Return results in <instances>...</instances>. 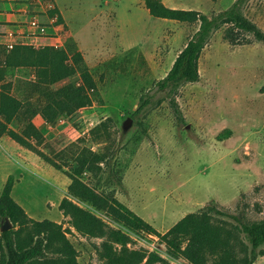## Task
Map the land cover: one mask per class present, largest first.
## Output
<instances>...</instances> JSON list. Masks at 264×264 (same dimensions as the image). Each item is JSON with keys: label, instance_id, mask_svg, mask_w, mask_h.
I'll list each match as a JSON object with an SVG mask.
<instances>
[{"label": "rangeland", "instance_id": "374dc122", "mask_svg": "<svg viewBox=\"0 0 264 264\" xmlns=\"http://www.w3.org/2000/svg\"><path fill=\"white\" fill-rule=\"evenodd\" d=\"M233 1L162 0L169 8L209 16ZM51 5L60 12L63 26L50 17ZM6 12L20 17L2 21ZM243 12L264 31V0H247ZM0 24L14 26V45L64 48V38L70 35L96 82L90 106L60 114L62 123L46 122L40 115L34 118L52 143L48 152L61 169L7 135L2 136L5 152L0 150V187L12 175L13 199L20 204L22 198L20 205L34 220L61 224L78 264H100L96 249L104 239L78 233L58 208L68 195L67 172L73 165L66 149L80 146L102 152L105 144L90 133L101 122L111 127L113 155L100 164L97 174L86 172L83 179L97 192L112 194L160 233L210 204L246 222L264 220V42L238 32L232 43L224 37L226 27L217 30L200 54L199 80L180 86L173 103L157 82L198 23L154 18L143 0H0ZM4 29L1 61L11 50ZM17 78L34 80V70H6L5 82ZM143 97H150L151 103L134 115ZM128 118L131 125L124 131ZM24 126L17 118L9 124L19 133ZM96 214L127 233L131 249L156 252L164 264H190L169 256L158 236L131 231L105 213ZM258 251L253 264H264V244Z\"/></svg>", "mask_w": 264, "mask_h": 264}, {"label": "trees", "instance_id": "16d2710c", "mask_svg": "<svg viewBox=\"0 0 264 264\" xmlns=\"http://www.w3.org/2000/svg\"><path fill=\"white\" fill-rule=\"evenodd\" d=\"M246 1L234 0L227 9L209 16L196 10L169 8L162 0H143L154 18L198 23V29L176 56L166 75L157 82L158 89L166 91L173 103V95L180 86L199 80L200 54L217 30L226 27L224 37L232 43L237 41L238 32L249 33L257 41L264 42V31L243 12ZM48 11L59 24L63 22L56 6L52 5ZM14 67L32 68L34 80L17 78L14 82H5L6 70ZM96 90V82L83 63V54L70 35L64 38V48L15 44L0 60V138L9 136L53 167L61 169V164L48 152L53 150L52 143L47 142L38 130L34 118L40 115L46 122H51L62 113L70 114L90 106ZM150 103V97L141 98L134 115ZM16 118L25 122L21 133L9 127ZM90 133L99 144H105L103 151L94 152L80 146L66 149L73 165L67 172L70 179L68 195L61 199L58 208L71 219V225L78 233L104 239L96 249L100 264L167 262L156 252L131 249L129 235L107 224L96 212L105 213L131 231L158 236L169 256L183 258L190 264L255 262L261 253L258 249L264 244V220L246 222L240 216L210 204L185 215L168 231L160 233L112 194L97 192L83 175L98 173L100 164L113 155L114 140L112 142L111 127L105 122L91 128ZM62 151L56 157L61 156ZM14 184L15 179L10 175L0 195V228L4 220L12 225L0 232V264H78L76 250L62 225L31 218L13 199Z\"/></svg>", "mask_w": 264, "mask_h": 264}, {"label": "crops", "instance_id": "0c3cea01", "mask_svg": "<svg viewBox=\"0 0 264 264\" xmlns=\"http://www.w3.org/2000/svg\"><path fill=\"white\" fill-rule=\"evenodd\" d=\"M232 3V2H231ZM13 3L12 2H9V5H12ZM55 6V5H54ZM10 17H15V18H18V17H20V15H18V14H10V13H8V12H6V13H2V15H1V20L2 21H8L9 19H11ZM3 25V24H2ZM1 24H0V30H2V28H3V26L5 27V31L7 32V33H9V32H16V30L14 29V26L12 25V24H7V25H3L2 26ZM7 43V42H6ZM6 143L5 142H3L2 141V137L0 138V150L1 151H4L5 152V148H6ZM3 187H4V185L2 186V187H0V195H1V192H2V189H3ZM13 188H14V186H13ZM12 188V189H13ZM11 195H12V192H11ZM19 199L21 200V202L23 203V205H24V200L22 199V198H20L19 197ZM17 202V201H16ZM20 202V204H22ZM18 203V202H17ZM19 204V203H18ZM26 211V210H25ZM27 212V211H26ZM28 215H29V213H27Z\"/></svg>", "mask_w": 264, "mask_h": 264}, {"label": "built area", "instance_id": "2783aa9c", "mask_svg": "<svg viewBox=\"0 0 264 264\" xmlns=\"http://www.w3.org/2000/svg\"><path fill=\"white\" fill-rule=\"evenodd\" d=\"M51 7H52V5L50 6V8H51ZM48 9H49V8H48ZM52 18H55V17H52ZM55 19H56V18H55ZM32 24H35V22H32ZM13 35H14V32H9V33H8L9 40H8L7 43H6V47H7L8 49H12L13 46H14V44H13V42H12V36H13ZM63 119H64V116H60V117L56 120V122H57L58 124H60V123L63 122ZM47 127H48L49 129H52V128H53L52 124H48Z\"/></svg>", "mask_w": 264, "mask_h": 264}, {"label": "water", "instance_id": "95a60500", "mask_svg": "<svg viewBox=\"0 0 264 264\" xmlns=\"http://www.w3.org/2000/svg\"><path fill=\"white\" fill-rule=\"evenodd\" d=\"M131 125V118H128L124 123H123V130L126 131L129 126ZM12 227V225L10 224V222L8 220H4L2 222L1 228H0V232H3L5 230H8Z\"/></svg>", "mask_w": 264, "mask_h": 264}]
</instances>
